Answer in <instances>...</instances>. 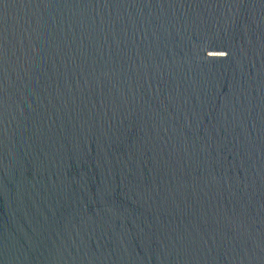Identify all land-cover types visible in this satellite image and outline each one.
<instances>
[{"label":"water","instance_id":"water-1","mask_svg":"<svg viewBox=\"0 0 264 264\" xmlns=\"http://www.w3.org/2000/svg\"><path fill=\"white\" fill-rule=\"evenodd\" d=\"M0 264H264V0H0Z\"/></svg>","mask_w":264,"mask_h":264}]
</instances>
